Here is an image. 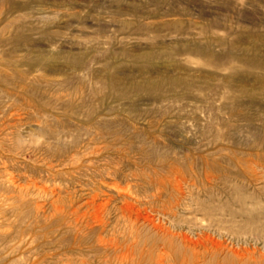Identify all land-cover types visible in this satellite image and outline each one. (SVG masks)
I'll use <instances>...</instances> for the list:
<instances>
[{"label":"rangeland","instance_id":"obj_1","mask_svg":"<svg viewBox=\"0 0 264 264\" xmlns=\"http://www.w3.org/2000/svg\"><path fill=\"white\" fill-rule=\"evenodd\" d=\"M263 162L264 0H0V264H264Z\"/></svg>","mask_w":264,"mask_h":264},{"label":"bare ground","instance_id":"obj_2","mask_svg":"<svg viewBox=\"0 0 264 264\" xmlns=\"http://www.w3.org/2000/svg\"><path fill=\"white\" fill-rule=\"evenodd\" d=\"M122 29V28H121ZM6 40V39H5ZM192 43V42H191ZM89 44V43H88ZM112 49V48H111ZM97 50V49H96ZM10 53V52H9ZM10 55V54H9ZM154 55V54H153ZM140 56V55H139ZM147 56V55H146ZM2 63V62H1ZM147 66V65H146ZM6 67V66H5ZM49 68V67H48ZM53 68V67H52ZM23 81V80H22ZM4 82V81H3ZM55 83V82H54ZM94 103V102H93ZM83 108V107H82ZM81 108V109H82ZM16 110V109H15ZM121 121V120H120ZM95 122V121H94ZM85 127V126H84ZM142 146V145H141ZM50 148V147H49ZM115 148V147H114ZM113 148V149H114ZM95 151V150H94ZM142 152V151H141ZM96 153V152H95ZM220 153V152H219ZM98 154V153H97ZM145 154V153H144ZM197 155V154H196ZM119 156V155H118ZM250 157V156H249ZM144 159V158H143ZM230 159V158H229ZM233 159V158H232ZM232 159H230V160H232ZM251 159V158H250ZM221 160V159H220ZM245 160V159H244ZM252 160V159H251ZM119 161V160H118ZM118 161H117V163H118ZM126 161V160H125ZM199 161V160H198ZM201 161V160H200ZM233 161V160H232ZM122 162V161H121ZM120 162V163H121ZM159 162V161H158ZM203 162V161H202ZM252 162V161H251ZM70 163V162H69ZM161 163V162H160ZM220 163V162H219ZM264 163V162H263ZM168 165H170V164H168ZM167 165V166H168ZM239 165V164H238ZM173 166V165H172ZM215 166L216 165H214V163L213 162H211V163H206L205 164V168L203 169V170H205L204 171V173L202 174V176H203V178H201L200 179V177L198 178V180H195L194 179V176H192V175H189L188 173L186 174L185 172H182L181 171V173H180V175H179V178H180V180H181V182L183 183V186H185V188L188 190L189 188H194V187H196V186H203V187H206V188H208V190H212V189H214L215 187H216V185L217 184H219L220 183V185H221V183L222 184H224V180L227 178V176H226V174H224V173H217L218 172V170H216V168H215ZM258 166V165H257ZM218 167V166H217ZM240 167V166H239ZM249 167V166H248ZM254 167V166H253ZM189 168H191V166L189 165ZM219 168H221V167H219ZM243 168H245V167H243ZM264 168V167H263ZM169 169V168H168ZM167 169V170H168ZM173 169V168H172ZM192 169V168H191ZM226 169V168H225ZM246 169V168H245ZM245 169H243V170H245ZM255 168H253L252 169V167L250 168L249 167V170L251 171V174H250V176L251 177H253V178H255V180L256 181H258V182H260L261 181V179H262V181L264 182V179L261 177V176H258L256 173H255V170H254ZM171 170V169H170ZM182 170V169H181ZM190 170V169H189ZM193 170H194V168H193ZM193 170H191L190 172L192 173V171ZM227 170V169H226ZM241 170V169H240ZM183 171H185V170H183ZM246 171V170H245ZM247 171H248V169H247ZM261 171V170H260ZM259 172V171H258ZM246 173V172H245ZM250 173V172H249ZM260 173V172H259ZM114 174V173H113ZM172 174V173H171ZM176 174V173H175ZM179 174V173H178ZM193 174V173H192ZM169 175V174H168ZM231 175V174H230ZM246 175V174H245ZM247 175H249L248 173H247ZM114 176V175H113ZM173 176H174V174H173ZM195 176H196V174H195ZM249 176V177H250ZM169 177H171L170 175H169ZM198 177V176H197ZM168 178V177H167ZM236 178V177H235ZM168 179H170V178H168ZM175 181H174V180ZM173 179H171L172 181H174V182H176V187H175V189H174V191H176V196H171V198L170 199H172L173 198V200H174V202L172 201V203L173 204H171V202H170V207H168V209H167V211L168 210H171V212H172V210L173 209H177L180 205H182L181 204V202H183V200H185V193H184V190L182 189V187H181V185H182V183L179 181V182H177L176 180V178H174L173 177ZM238 179V178H237ZM249 179V178H248ZM250 180H251V178H250ZM242 181V180H241ZM249 181V180H248ZM169 182V181H168ZM214 182V183H213ZM237 182V181H236ZM244 182V181H243ZM253 182V181H252ZM170 183V182H169ZM173 183V182H172ZM256 183V182H255ZM160 182H158V184L157 185H159L160 186ZM171 184V183H170ZM227 184V183H226ZM164 185H165V181H164ZM250 185V184H249ZM159 186H157V187H159ZM163 186V185H162ZM171 186V185H170ZM173 186V185H172ZM218 186V185H217ZM224 185H221L220 187H223ZM255 186V185H254ZM264 186V185H263ZM161 187V186H160ZM159 187V188H160ZM164 187H167V186H164ZM174 187V186H173ZM172 187V188H173ZM242 187H243V185H242ZM158 188V189H159ZM168 188V187H167ZM169 188H171V187H169ZM224 188V187H223ZM236 188H237V186H236ZM244 188V187H243ZM163 189V188H162ZM203 189V188H202ZM261 189H263V188H261ZM118 190V189H117ZM186 190V191H187ZM193 190V189H192ZM223 192H224V194L225 195H227V198H230V199H234L233 197H234V195H233V192L231 193L230 191H228V190H224V189H221ZM259 190V189H258ZM168 191V190H167ZM170 191V190H169ZM189 191V190H188ZM187 191V192H188ZM218 191V190H217ZM171 192V191H170ZM186 192V193H187ZM117 193V192H116ZM189 193V192H188ZM199 193V192H198ZM221 193V192H220ZM261 193H263V190L261 191ZM155 194H157V196H158V194L159 193H155ZM162 194V193H161ZM169 194H173V193H169ZM174 194V195H175ZM189 195V194H188ZM187 195V196H188ZM192 195V194H191ZM221 195H223V193L221 194ZM123 196H125V195H123ZM137 196V195H136ZM156 196V197H157ZM160 196V195H159ZM207 196H210V195H207ZM206 196V197H207ZM233 196V197H232ZM126 197V196H125ZM191 197V196H190ZM189 197V198H190ZM241 197V196H240ZM246 197V196H245ZM131 198V197H130ZM138 198V197H137ZM198 198V197H197ZM235 198H236V196H235ZM123 198L121 197V200H122ZM126 199V198H125ZM191 199V198H190ZM209 199H210V197L209 198H206V201L208 200L209 201ZM128 200H129V198H128ZM131 200V199H130ZM124 201V200H123ZM123 201H122V203H123ZM126 201V200H125ZM133 201V200H132ZM189 201V200H188ZM203 201V200H202ZM206 201H205V203H206ZM134 202V201H133ZM132 202V203H133ZM151 202V201H150ZM167 202V201H166ZM193 202V201H192ZM136 203L137 202H135V205H136ZM127 204L128 203H124V206H123V208L124 209H126V211H129V213L130 212H132L133 211V208L132 207H129V206H127ZM130 204V203H129ZM128 204V205H129ZM134 204V203H133ZM138 204V203H137ZM134 205V206H135ZM140 206V205H139ZM163 206H165V205H163ZM168 206V205H167ZM138 207V206H137ZM199 207V206H198ZM181 208V207H180ZM201 208V207H200ZM121 209V208H120ZM155 209V208H154ZM138 210V209H137ZM165 210V209H164ZM155 211H156V209H155ZM162 212V211H161ZM166 212V211H165ZM174 212V211H173ZM158 214V213H157ZM165 214H167V213H165ZM161 215H163V216H166V215H164V213L163 214H161ZM160 216V215H159ZM169 216V215H168ZM162 217V216H161ZM75 218V217H74ZM80 219V218H79ZM147 222V221H146ZM145 222V223H146ZM132 224V223H131ZM144 224V223H143ZM137 225V224H136ZM154 225H155V223H154ZM84 226V225H83ZM132 226V225H131ZM130 226V227H131ZM141 226V225H140ZM139 226V227H140ZM132 227H134V225L132 226ZM155 227V226H154ZM78 233V232H77ZM164 250V249H163Z\"/></svg>","mask_w":264,"mask_h":264}]
</instances>
